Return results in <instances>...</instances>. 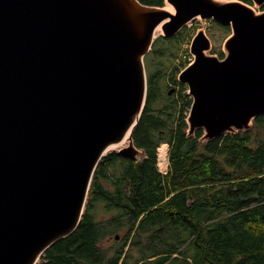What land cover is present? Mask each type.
<instances>
[{
    "label": "water",
    "instance_id": "95a60500",
    "mask_svg": "<svg viewBox=\"0 0 264 264\" xmlns=\"http://www.w3.org/2000/svg\"><path fill=\"white\" fill-rule=\"evenodd\" d=\"M166 2L173 11L139 0H0V264L45 262L75 231L104 155L146 157L132 133L159 25L166 37L197 17L231 30L221 58L204 28L191 39L194 59L177 77L191 97L187 135L202 129L207 142L264 114V11L241 0Z\"/></svg>",
    "mask_w": 264,
    "mask_h": 264
},
{
    "label": "trees",
    "instance_id": "16d2710c",
    "mask_svg": "<svg viewBox=\"0 0 264 264\" xmlns=\"http://www.w3.org/2000/svg\"><path fill=\"white\" fill-rule=\"evenodd\" d=\"M160 41L150 58L160 51L176 57L175 41L159 50ZM153 65L158 69L147 79L132 133L146 157L104 155L78 227L36 264H264V114L250 130L199 141L202 129L192 136L185 131L187 86L178 95L162 90L164 63ZM161 143L169 147L165 173L157 166Z\"/></svg>",
    "mask_w": 264,
    "mask_h": 264
},
{
    "label": "rangeland",
    "instance_id": "374dc122",
    "mask_svg": "<svg viewBox=\"0 0 264 264\" xmlns=\"http://www.w3.org/2000/svg\"><path fill=\"white\" fill-rule=\"evenodd\" d=\"M253 4H254V6L253 5L252 6L254 7L255 11L260 12L261 10L257 9L258 4L257 5L255 3H253ZM166 5H169V4L166 2V0H164V5H162V6H166ZM196 27L204 28L205 33L210 38L212 46L214 47L213 49H215L216 52H219V51L224 52L223 51V42H224L225 38L229 35L231 30H226L225 27L219 26L215 23H210V22H208L207 19L203 20L200 17H197V18L193 19L192 21L188 22L187 23L188 30L186 32V35L181 37L178 42L175 41V45H173L171 47V49H177L178 54L176 55V57H174L172 54H170L169 51H164V52L160 51L162 53H159L158 56L153 55L152 59L150 58V56H152V54L145 56V58H144L147 79L149 78L150 73L155 74L156 70L158 69V67L157 68L154 67L153 64L157 65L158 63H164V66L161 67L163 70V75H162L161 79H159V84L162 86V90L167 91L168 89L175 87L173 80L178 79L177 77H178V73L180 72V70H182L184 67L187 66V64H188L187 62H190V60L194 59V56L189 51V43H190L189 39L191 38V34L194 33V30ZM155 35H156L157 39L161 40L160 42H158L159 43V46H158L159 50H160V48L164 49L168 45L167 42H169V41L168 40L163 41L164 38L161 39L160 36H162V31L160 28L157 30ZM169 46L170 45H168L167 47H169ZM180 91H181V86H179V88L177 90H174V92L177 95L179 94ZM188 111L185 110V111H183V113L188 114ZM263 137H264V132H263ZM164 144H166V143H161L159 145V147L161 145H164ZM158 148H157V166L159 167V164H158V156H159L158 155ZM167 148L169 149L168 144H167ZM167 155H168V153H167ZM167 168H168V166H167ZM159 170L161 172L165 173L164 169L159 168ZM102 217H104V216H102ZM103 245L106 246V242H103Z\"/></svg>",
    "mask_w": 264,
    "mask_h": 264
},
{
    "label": "flooded vegetation",
    "instance_id": "af4514ba",
    "mask_svg": "<svg viewBox=\"0 0 264 264\" xmlns=\"http://www.w3.org/2000/svg\"><path fill=\"white\" fill-rule=\"evenodd\" d=\"M241 1H243V2H245V3H248L249 5H253L254 6V2L252 1V0H241ZM257 9L258 10H261L260 12H262V11H264V0L261 2V3H258V7H257ZM208 20V22H210V23H218V22H215V21H213V20H211V19H207ZM221 25V24H220ZM229 27V26H228ZM197 28L198 27H196L195 28V30H194V33H192L191 34V38L189 39V41H190V43H191V39H192V37L194 36V34L196 33V31H197ZM187 30H188V28H187V25H185L178 33H176L175 35H172V36H169V37H166V36H160L161 38H164V40H172V41H179V39L181 38V37H183V36H185L186 35V32H187ZM229 30H230V27H229ZM156 39V38H155ZM190 43H189V47H190ZM214 47L212 46V48H211V50H210V52L211 53H216L220 58L221 57H223V55H224V53L222 52V51H219V52H216V50L215 49H213ZM190 51V50H189ZM150 52V51H149ZM149 52L147 53V55L146 56H148V54H149ZM220 52H222L223 53V55L221 56V54H220ZM145 58V57H144ZM193 60V59H192ZM191 60V61H192ZM190 61V62H191ZM190 62H187L188 64L190 63ZM187 64V65H188ZM173 82H174V84H175V87H173V88H170V90L171 89H173V90H177L178 88H179V86L183 83V82H181V81H179L178 79H174L173 80ZM183 84H185V83H183ZM185 86H187L186 84H185ZM172 90V91H173ZM187 91V88H186V90H185V92Z\"/></svg>",
    "mask_w": 264,
    "mask_h": 264
},
{
    "label": "bare ground",
    "instance_id": "6f19581e",
    "mask_svg": "<svg viewBox=\"0 0 264 264\" xmlns=\"http://www.w3.org/2000/svg\"><path fill=\"white\" fill-rule=\"evenodd\" d=\"M166 10H169V11H173V8L170 6V5H166L164 7ZM161 25H159L157 28H156V31L155 33L157 32V30L160 28ZM127 138V137H126ZM124 139L119 145H125L127 144V139ZM119 145H115V147L119 146ZM168 148H167V144H164V145H161L159 148H158V164H159V167L161 169H166L167 166H168V160H167V151ZM92 208V207H91ZM114 242V241H113ZM108 246V245H107ZM109 248V247H108ZM108 250V249H107Z\"/></svg>",
    "mask_w": 264,
    "mask_h": 264
},
{
    "label": "built area",
    "instance_id": "2783aa9c",
    "mask_svg": "<svg viewBox=\"0 0 264 264\" xmlns=\"http://www.w3.org/2000/svg\"><path fill=\"white\" fill-rule=\"evenodd\" d=\"M191 61V60H190ZM160 168V167H159ZM167 169V168H166ZM166 169H164L165 170V172H166Z\"/></svg>",
    "mask_w": 264,
    "mask_h": 264
}]
</instances>
